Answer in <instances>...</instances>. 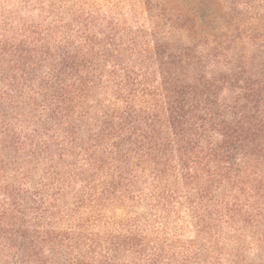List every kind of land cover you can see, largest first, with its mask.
I'll return each instance as SVG.
<instances>
[{"label": "trees", "instance_id": "obj_1", "mask_svg": "<svg viewBox=\"0 0 264 264\" xmlns=\"http://www.w3.org/2000/svg\"><path fill=\"white\" fill-rule=\"evenodd\" d=\"M0 264H264V0L0 6Z\"/></svg>", "mask_w": 264, "mask_h": 264}, {"label": "rangeland", "instance_id": "obj_2", "mask_svg": "<svg viewBox=\"0 0 264 264\" xmlns=\"http://www.w3.org/2000/svg\"><path fill=\"white\" fill-rule=\"evenodd\" d=\"M26 0H0V6L6 7L8 9H11L13 7H21L23 6V3ZM29 3L35 4L39 1H49V0H27ZM59 3L62 1L66 5H71L74 3H77L81 0H58ZM133 0H95L96 6L102 9L106 13H110L113 11L114 5L117 3H120L121 9L124 13H129L131 9V4ZM141 9V8H139ZM41 10L36 7L34 9H31L28 11V13L31 15L32 19H38L39 14ZM24 15H26L25 10L22 12Z\"/></svg>", "mask_w": 264, "mask_h": 264}]
</instances>
